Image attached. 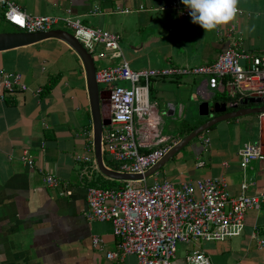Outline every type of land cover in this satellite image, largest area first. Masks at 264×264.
<instances>
[{"label": "crops", "instance_id": "crops-1", "mask_svg": "<svg viewBox=\"0 0 264 264\" xmlns=\"http://www.w3.org/2000/svg\"><path fill=\"white\" fill-rule=\"evenodd\" d=\"M16 1L33 16H70L89 27L121 34L124 59L134 70L193 69L213 62L228 47L217 28L205 31L193 23L190 10L181 0ZM175 1L181 10L188 11L187 15L173 8L164 9ZM237 7L242 13L220 25L221 29L228 32L235 27L242 36V49L264 51V0H238ZM5 22L0 6V32H8ZM99 56H103L101 51ZM122 59L103 62L101 68L119 64ZM0 70L20 72L28 85L27 90L7 94L5 99L0 97V264H138L134 255L109 259L107 252L117 251L118 242L112 223L86 216L89 180L97 177L98 170L86 171L82 161L93 144L94 120L87 72L78 52L62 39L49 38L1 51ZM204 78L177 73L152 79L154 99L150 91V100L157 104L153 117L160 132L164 118L175 123L187 118L190 122L183 123L180 137L173 139L179 141L187 134L185 127L218 116L223 110L233 111L236 99L222 93L210 98L204 94ZM52 79L57 81L46 89ZM190 91L198 97L197 121L193 119V108L180 114L178 107L176 115L164 114L168 110L164 98L179 101L180 92ZM250 118L251 124L256 122L260 139L264 134V113L220 122L201 134L210 138V146L197 138L147 181L169 178L181 183L197 178H224L232 194L242 191L244 181L249 183L248 193L263 191L264 162L256 160L246 170L240 166L239 150L247 144L242 145V127ZM145 119L150 118L135 116V123L141 121L143 130ZM159 136L151 143L143 136L140 142L146 147L142 150L161 144ZM26 153L34 158L33 168L24 159ZM104 161L107 165L108 160ZM46 173L68 182L72 195L62 196L61 190L47 186ZM253 233L264 240V205L247 213L241 236L180 243L173 264H189L186 256L197 248L214 264H264V246L259 245ZM95 236L104 239L102 247H94Z\"/></svg>", "mask_w": 264, "mask_h": 264}, {"label": "built area", "instance_id": "built-area-1", "mask_svg": "<svg viewBox=\"0 0 264 264\" xmlns=\"http://www.w3.org/2000/svg\"><path fill=\"white\" fill-rule=\"evenodd\" d=\"M0 6L5 20L19 31L37 33L62 28L72 33L92 55L101 51L103 55L111 53L112 59L123 58L119 64L98 68L95 75L99 84H108L111 122L103 129L102 151L111 169L144 174L178 142L172 140V143L142 150L146 145L136 139V114L150 118L144 120L143 131L150 143L161 134L153 117L157 104L150 100V82L154 78L162 79L177 73L204 75V94L208 98L217 93L236 100L257 96L264 103V51L242 49V36L235 32V27L228 32H224L220 25L217 27V34L226 39L228 47L213 62L193 69L134 70L124 59L119 33L89 27L70 16H33L25 12L16 0H0ZM168 8L188 14V11L181 10L178 1L164 7ZM238 9L237 14H241L242 10ZM27 89L20 72L0 70L2 99L7 94ZM203 136L198 139L201 138L205 146H210V138ZM94 155V145L91 144L82 157L86 171L98 170L97 177L93 179L91 176L89 180L86 216L89 220L112 223L118 242L117 251L107 252L109 259L134 255L138 264H173L180 243L221 241L241 236L247 213L264 205V190L250 194L249 183L244 181L242 191L235 195L228 190L224 178H197L181 183L169 178L156 179L151 183L144 179L125 181L126 184L114 188L92 185L100 172ZM239 158L243 170L256 160L264 162V134L256 142L245 144L239 150ZM24 159L33 168V156L26 153ZM45 182L47 186L61 190L62 196L73 193L68 182L51 173H46ZM253 237L258 239L260 246H264V240L259 239L257 233H253ZM103 244V238L94 237V247H102ZM186 259L189 264H214L200 248L192 250Z\"/></svg>", "mask_w": 264, "mask_h": 264}, {"label": "water", "instance_id": "water-1", "mask_svg": "<svg viewBox=\"0 0 264 264\" xmlns=\"http://www.w3.org/2000/svg\"><path fill=\"white\" fill-rule=\"evenodd\" d=\"M49 38H58L66 41L70 44L80 55L83 60L84 66L87 72V82L90 93V100L92 106V114L94 120V134H93V145L95 151V157L97 161V166L99 171L109 179L117 181H141L148 179L156 174L161 168H163L173 157H175L180 151H182L191 142L196 141L197 138L211 127L217 125L220 122L239 118L249 114H261L264 113V106H251L249 104H262L263 101L260 97L252 96L243 99L236 100V107L233 111H222L218 116H211L208 119L196 123L197 127L181 138L164 157L151 169H149L144 174H130L123 173L108 167L104 161L103 151H102V134L105 126L109 125L111 120L110 104L108 103L109 92L102 91L100 85L97 82L96 75V64L93 55L87 51L83 44L69 31L65 29H53L48 32H37L29 33L23 31H9L0 32V52L6 51L25 45L34 44ZM182 97L181 93L178 97L179 101L172 99L171 97H166L163 99L164 105L166 104L168 110L164 112L167 116L176 115L177 108H179V113L184 110L188 112L192 111L197 105L198 97L197 94L184 93ZM164 92L161 97H163ZM181 101V102H180ZM106 106L108 109H106ZM191 108V109H190ZM194 117V116H193ZM180 129L183 128V123H189L186 119H181ZM185 123V124H186Z\"/></svg>", "mask_w": 264, "mask_h": 264}, {"label": "rangeland", "instance_id": "rangeland-1", "mask_svg": "<svg viewBox=\"0 0 264 264\" xmlns=\"http://www.w3.org/2000/svg\"><path fill=\"white\" fill-rule=\"evenodd\" d=\"M4 27L9 31H19L18 28H16L15 26H13L12 24H10L9 22H5L4 23ZM111 53H107L106 56H99V52H94V58L96 59V65L97 68H101L103 65V62H108V60L113 61V59L111 58ZM124 85L129 86L128 83H125ZM150 86H151V94H152V99H154V81L152 80L150 82ZM162 86H159V90L161 89ZM100 88L102 90H107L108 89V84L102 83L100 84ZM181 95L183 94V96L185 95L184 92H180ZM190 93L192 94V91H190ZM154 101V100H153ZM159 102L161 103V100H159ZM261 105H264V103H262ZM198 114H199V110L197 109V105L194 108V120H198ZM253 116V115H250ZM252 119H248L247 122L244 121L243 123V127H242V134H241V141L243 142L242 145H244L246 142L248 143L249 141L254 143L256 142L259 137L256 135L257 134V129H256V122L254 123H250ZM137 124H139V126H137ZM181 126V121H178L175 123V121L171 122V120H169L168 118H164V121L162 122V127H161V135H160V140H161V145H165L167 143H170V141H172L173 139H178L182 133V129H180ZM142 124L141 121H136L135 123V133H136V139L137 141L140 142L141 138H143L144 136V130L141 129ZM252 134V135H251ZM145 137V136H144ZM258 137V138H257ZM168 138V140H166ZM166 140V141H165Z\"/></svg>", "mask_w": 264, "mask_h": 264}, {"label": "clouds", "instance_id": "clouds-1", "mask_svg": "<svg viewBox=\"0 0 264 264\" xmlns=\"http://www.w3.org/2000/svg\"><path fill=\"white\" fill-rule=\"evenodd\" d=\"M188 8L193 23L205 31H212L227 24L238 13V0H181Z\"/></svg>", "mask_w": 264, "mask_h": 264}, {"label": "trees", "instance_id": "trees-1", "mask_svg": "<svg viewBox=\"0 0 264 264\" xmlns=\"http://www.w3.org/2000/svg\"><path fill=\"white\" fill-rule=\"evenodd\" d=\"M57 81V79H52V81L47 85L46 89H50L55 82ZM225 95V94H224ZM226 97V95H225ZM227 98V97H226ZM197 127V125L191 126V127H185L187 134L190 133L191 131H193L195 128ZM107 165H111L110 163L107 162ZM126 184L125 181H117V180H112L107 178L106 176H104L102 173L99 172V177L96 181L92 182V185H97V186H101L104 188H114V187H120L122 185Z\"/></svg>", "mask_w": 264, "mask_h": 264}, {"label": "bare ground", "instance_id": "bare-ground-1", "mask_svg": "<svg viewBox=\"0 0 264 264\" xmlns=\"http://www.w3.org/2000/svg\"><path fill=\"white\" fill-rule=\"evenodd\" d=\"M217 98V97H216ZM198 104V103H197Z\"/></svg>", "mask_w": 264, "mask_h": 264}]
</instances>
